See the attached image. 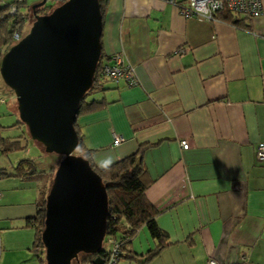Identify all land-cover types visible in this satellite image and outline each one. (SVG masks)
<instances>
[{
  "label": "crops",
  "instance_id": "0c3cea01",
  "mask_svg": "<svg viewBox=\"0 0 264 264\" xmlns=\"http://www.w3.org/2000/svg\"><path fill=\"white\" fill-rule=\"evenodd\" d=\"M9 2L0 0V18ZM261 5V16L232 25L184 18L164 0L107 1L102 53L120 55L136 84H105L88 97L103 106L80 113L75 126L94 169L135 154L140 161L167 244L147 264H264V162L255 160L264 144ZM9 91L0 79V137L26 141L27 133L12 134L17 115L4 114L15 111ZM113 136L122 141L112 146ZM13 156H0L9 174L0 176V264H38L27 221L41 182L11 176L32 159ZM156 246L141 228L127 249L142 255Z\"/></svg>",
  "mask_w": 264,
  "mask_h": 264
},
{
  "label": "water",
  "instance_id": "95a60500",
  "mask_svg": "<svg viewBox=\"0 0 264 264\" xmlns=\"http://www.w3.org/2000/svg\"><path fill=\"white\" fill-rule=\"evenodd\" d=\"M31 7L28 31L0 57V78L13 93L18 121L45 153L60 158L44 198L40 242L44 264H71L98 254L107 199L99 176L73 154L77 106L92 84L100 55L98 0H61L47 14ZM94 258L91 264H102Z\"/></svg>",
  "mask_w": 264,
  "mask_h": 264
},
{
  "label": "trees",
  "instance_id": "16d2710c",
  "mask_svg": "<svg viewBox=\"0 0 264 264\" xmlns=\"http://www.w3.org/2000/svg\"><path fill=\"white\" fill-rule=\"evenodd\" d=\"M107 1L108 0H98L101 19L104 8L107 5ZM60 2L61 1H59V3ZM11 5L12 0L5 8V15L0 18V47H4L1 55L12 44H14L11 40V34L14 31L22 36V28L28 17L27 14H17L10 17L7 12ZM49 11L43 6L37 10L38 14L43 15L47 14ZM22 16H25L23 21L21 20ZM214 18L232 25H236L241 21L251 20L250 18H247L243 15L233 14L225 10L217 12L214 15ZM110 57L107 58L104 56L100 45L99 60L92 77L91 87L80 99L77 106L75 119L80 113L91 112L103 106V104L99 101L94 99L88 100V97L101 91L102 87H104V85L107 83L117 85L119 82H121L118 81L115 83L109 81L108 79L102 77L99 73L100 66L103 63L109 62ZM75 119L73 121V129L77 137V146L73 154L82 157L88 162L91 169L99 176L105 189L107 199L105 237L109 236L117 242L119 248V264H121L122 261H127L129 263L133 262V264H147L151 259L156 257L158 252L167 244L164 243L163 233L155 224L154 218L156 212L144 197L146 184L142 180L144 171L140 166V161L136 158L135 154L106 166L105 168L94 169L88 160V152L86 149H84L82 136L75 126ZM17 127H24L25 129V126L19 121L11 126V128ZM1 129L4 128L0 127V131ZM26 137H28V135H26ZM18 139L19 138L10 141L0 137V156H6L8 154L24 150L25 147L20 145V140ZM54 169V167H51L46 172L38 171L33 159H22L17 162L12 170L13 173L10 174L11 176H15L24 180H37L41 182L40 187L38 188V197L35 201V216L32 218V220L27 221L29 226H31L34 231L31 251L35 255L38 264H44L43 247L40 242V233L43 228L44 198L50 185V181L45 180H47V177L51 179ZM0 176L8 177L9 174L3 173L0 170ZM122 219L128 223L129 230H126L120 226V221ZM141 228H145L147 230L150 238L157 242V246L152 251H148L142 255H137L129 251L127 246L135 238L137 232ZM79 255H81V257L79 259L77 258L76 261H72L71 264H91V261L96 257L104 260L106 257V249H101L98 254Z\"/></svg>",
  "mask_w": 264,
  "mask_h": 264
},
{
  "label": "built area",
  "instance_id": "2783aa9c",
  "mask_svg": "<svg viewBox=\"0 0 264 264\" xmlns=\"http://www.w3.org/2000/svg\"><path fill=\"white\" fill-rule=\"evenodd\" d=\"M26 0H12V5L9 7L7 14L15 16L19 13V7L25 3ZM61 1V0H60ZM166 4L173 6L180 16L184 18L194 17L203 21L215 20L214 15L219 11H227L233 14H240L250 19H255L262 14L261 0H164ZM25 16H22L23 21ZM10 24V22H9ZM21 38L20 34L13 32L11 40L13 43ZM99 73L105 79L112 82L121 81L126 88H131L136 84L132 67L125 62V60L117 54L110 57V61L103 63L100 66ZM122 141V138L113 136L111 145H117ZM181 149L188 147L186 142H180ZM255 160L259 163L264 162V144H259L255 148ZM120 226L129 230V225L123 219L120 221ZM102 243H105L106 257L102 264H119V248L117 242L111 237H103ZM206 264H216L209 259Z\"/></svg>",
  "mask_w": 264,
  "mask_h": 264
},
{
  "label": "rangeland",
  "instance_id": "374dc122",
  "mask_svg": "<svg viewBox=\"0 0 264 264\" xmlns=\"http://www.w3.org/2000/svg\"><path fill=\"white\" fill-rule=\"evenodd\" d=\"M40 1L41 0H26V2H25L26 4L24 6L22 5V6L19 7V13L28 14L27 21L24 22V25H23V28H22V36L28 31L30 23L32 22V19L31 20L29 19L32 5L35 4V2L38 3ZM56 5H58V1L57 0H46V2L43 5V7L46 10L49 11L53 7H55ZM28 23H29V25H28ZM9 92H11V91H9ZM10 94H11V98L12 99L10 101H6V104L8 105L9 103H11L12 104V108H14L15 111L12 110V112H5L4 114H8L9 115V113H12V117H13V115L16 114V102H15V98H14L13 93L11 92ZM7 117H11V116H7ZM22 132L23 133H27L26 129H24V127H21V129H13L12 134L14 136H18L19 133H22ZM20 145L23 146V147H26V148L24 150H22V151L14 152V156L23 157V158L24 157H31L34 160L35 164H36L37 170H39V171H41V170L45 171L49 164H51V163H53L55 161L59 162V160L61 158V157H59L58 155H55V154L45 153L43 151L42 146L40 144L36 143V142H33L29 137H26V141H20ZM37 148H40V153H39V151H37ZM14 156L12 157L13 159L15 158ZM0 159H5V157H0ZM52 176H53V174L51 175V179H49L47 177V180H45V181L49 180L50 183H51ZM107 247L108 246L105 245V243L101 244V249H106ZM80 257H81V255L77 256L78 259Z\"/></svg>",
  "mask_w": 264,
  "mask_h": 264
},
{
  "label": "flooded vegetation",
  "instance_id": "af4514ba",
  "mask_svg": "<svg viewBox=\"0 0 264 264\" xmlns=\"http://www.w3.org/2000/svg\"><path fill=\"white\" fill-rule=\"evenodd\" d=\"M57 1H58V4H59V1H60V0H57ZM37 10H38V8L35 10V13H36L37 15H43V14H38ZM30 15H31V13H30ZM29 19L31 20V19H32V17H31V16H29Z\"/></svg>",
  "mask_w": 264,
  "mask_h": 264
}]
</instances>
